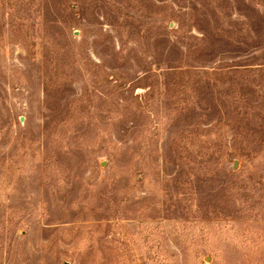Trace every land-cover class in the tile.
Listing matches in <instances>:
<instances>
[{"label": "rangeland", "instance_id": "1", "mask_svg": "<svg viewBox=\"0 0 264 264\" xmlns=\"http://www.w3.org/2000/svg\"><path fill=\"white\" fill-rule=\"evenodd\" d=\"M0 264H264V0H0Z\"/></svg>", "mask_w": 264, "mask_h": 264}]
</instances>
